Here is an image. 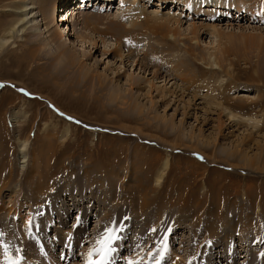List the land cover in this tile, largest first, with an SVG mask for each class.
Wrapping results in <instances>:
<instances>
[{"label":"rangeland","instance_id":"1","mask_svg":"<svg viewBox=\"0 0 264 264\" xmlns=\"http://www.w3.org/2000/svg\"><path fill=\"white\" fill-rule=\"evenodd\" d=\"M19 1L0 0V35L16 21ZM63 1L49 33L36 8L32 28L16 26L0 49V264L3 244L18 264H88L100 259L89 252L106 233L119 238L105 264H264V0L198 10L186 0ZM128 7L139 21L152 12L180 21L174 26L184 35L173 51L207 85L199 97L163 69L170 63L152 66L143 57L145 36L144 54L126 47L110 54L121 48L117 37L104 34L105 23L83 20L122 16ZM194 25H205L195 38ZM55 29L82 63L66 64L62 76L45 54L60 42ZM217 51L215 73L208 62ZM225 85L229 101L219 98L240 123L207 102V90ZM113 87L127 104L109 95ZM135 104L149 111L140 115L129 107Z\"/></svg>","mask_w":264,"mask_h":264},{"label":"bare ground","instance_id":"2","mask_svg":"<svg viewBox=\"0 0 264 264\" xmlns=\"http://www.w3.org/2000/svg\"><path fill=\"white\" fill-rule=\"evenodd\" d=\"M62 1L63 0H32V2L28 3V0H20L18 3L19 4V7L21 8L19 11L20 13L17 14V19L15 22L12 23V27L10 28L9 31H6V32H3V34L0 35V49L1 47H3L6 43L10 42V37H14V30L16 29V26H19L18 27V30L22 27V29L24 28H32L33 26V22L34 20L39 16V15H42L43 16V19L44 20V24L46 25L45 27L47 28V32L50 31L51 28H54L56 25H55V22H56V19L57 17L56 16V13L59 12V10L63 7L62 6ZM124 2L126 0H123ZM141 0H139L138 3H141L140 2ZM149 1V0H148ZM157 1H163L161 3H165L167 0H157ZM172 1V0H171ZM190 1L193 2V7L190 6ZM17 2V1H16ZM64 4L66 2V0L63 1ZM62 3V4H61ZM135 4V2H132ZM160 3V4H161ZM195 3V5H194ZM35 4H38V6H36ZM104 5V4H103ZM163 5V4H162ZM186 5H188L191 9L193 10H198L199 8H204L205 6L208 7V5H214L216 6V8L220 7L221 5H223L225 8L227 7H230L232 8V4H231V1L230 0H186ZM16 7V6H15ZM258 7H261L260 8V11L264 14V3H261L260 5H258ZM40 9L39 11L41 12V14L38 15V12L36 14H34V9ZM210 8H213V7H210ZM215 7L213 9H216ZM224 8V9H225ZM137 8H134V7H128L127 8V12H123L122 13V16H117V15H114L113 17H109L107 16V14H103V15H100L99 17L96 15V16H93V15H87V14H83V20L84 22L87 24V25H95V23L98 21H101L102 23H105L106 27V30H104V34H109L111 33L112 35L116 36L117 37V43L118 45H121V48H116L117 46H115V48L111 51L110 54H119L120 56L123 55V52H124V47L128 48L130 52L133 51H136L137 53H141V54H144V47L145 45L142 46V44L140 43L141 42V39H142V36H145V38L149 41L147 44H148V47L146 48V53L145 55L143 56L145 59H148V61L152 64V66L154 65H163V63H170L169 65H166L163 67V69L165 70V68H169V70H172L173 72H175L176 74H178V76L184 81L186 80V83L189 84V85H194V87L196 88V92L195 94H197L196 97H199L198 94H201L203 93V88L206 87L207 85H203V84H199L198 81H200L199 79V76L196 72H192V68L191 66L188 64L187 60L184 59V58H179V57H176L174 55V51L175 48H178V46L176 45V43L174 42H177V40L180 38V36L184 34H182V31L176 27L175 28V23H180V21H178V19H176L175 17L176 16H173L171 15V13L169 14H161L159 15V13H150L148 14V16H146L147 18H144L143 20L139 21L137 19V17H140L139 15H135V10ZM223 9V10H224ZM218 9H216L217 11ZM238 10V9H237ZM4 11V10H3ZM66 11V10H65ZM201 11V10H200ZM14 12V11H13ZM156 12V11H154ZM219 12H222L221 10H219ZM231 10H224V13H230ZM100 13V12H99ZM103 13V12H102ZM125 13V14H124ZM143 13V12H140V14ZM98 14V13H96ZM238 14V13H237ZM95 15V14H94ZM119 15V14H118ZM28 16H31L30 19H27ZM239 16V15H238ZM66 17V16H65ZM180 17V16H179ZM80 18V17H79ZM14 19V18H13ZM69 19V17L67 18ZM96 19V20H94ZM122 19L125 21V20H131L130 21V25H126L123 23ZM61 20H66V18H63ZM58 21V20H57ZM105 21V22H104ZM20 23H22L21 25H19ZM126 23V22H125ZM58 25V24H57ZM103 26V25H102ZM211 26V27H209ZM95 27V26H94ZM93 27V28H94ZM205 27L202 26L201 28L199 26H193L192 29H191V32L192 34L194 35V38L195 36H198L200 30ZM209 28H212V30L214 32H218L219 35L218 36H223V33H221V31L215 26V25H208ZM96 28V27H95ZM101 28V27H99ZM207 29V28H205ZM5 30V29H4ZM101 31V29H100ZM51 32H53V36H56V38L60 39V36L63 37L64 34L61 33V31L59 30H52ZM190 32V34H191ZM49 33V32H48ZM184 33V32H183ZM155 37V40L157 42V44H153L151 42V40ZM55 39V38H53ZM169 40H172L169 41ZM175 40V41H173ZM60 42H57V47H56V51L55 53L51 54V53H48L46 52L45 54L49 55L48 57L51 60V68L55 70V72H57L60 76H62L63 74V67L66 65V64H69L71 62L73 63H77L80 64V66L82 65L81 61H80V58H79V55H76L74 53H71L67 47H66V43L62 41V39L59 40ZM93 41V40H92ZM38 42V41H37ZM92 44H94L95 42H91ZM31 45V54H33L32 56H40V52H42V48H38L36 47V43H29ZM42 45L45 44L44 42L41 43ZM53 44V43H52ZM149 48V49H148ZM106 50V49H105ZM110 51V49H109ZM106 52V51H105ZM171 52V53H170ZM187 53H191L193 52V49L192 48H188L186 50ZM209 54V53H208ZM212 55H213V52L209 54V62H208V66L210 65V69L211 71H214L216 70L217 68H220L222 67L221 64H219L218 60H217V56H218V51L216 53H214V56L215 58L212 59ZM217 55V56H216ZM82 56V55H81ZM213 56V57H214ZM137 59V58H136ZM196 59L198 60H206V57L205 55H201L200 57L196 56ZM139 60L138 63L136 65H139L141 62H140V59H137ZM205 62V61H204ZM207 62V61H206ZM54 63V64H53ZM44 65V63H42ZM48 63L45 62V65H47ZM142 64V63H141ZM218 65V66H217ZM84 67L85 69L89 72L90 68H87L88 66H86V64L84 63ZM217 67V68H216ZM259 67V66H258ZM142 68H145L143 67V64H142ZM209 68V67H208ZM207 68V69H208ZM70 70V69H69ZM162 71V73L166 72L168 73L169 71ZM75 71V69H74ZM92 72V71H91ZM216 73V71H214ZM82 73V72H81ZM161 74H158V73H155L154 76H156L157 78H160L161 77ZM258 73V72H256ZM84 74V73H83ZM89 74V73H88ZM119 74V73H118ZM228 74V73H227ZM259 75V73H258ZM257 75V76H258ZM260 76V75H259ZM87 77V75H86ZM65 78V77H64ZM85 78V77H84ZM103 78V77H102ZM105 79V78H104ZM85 80V79H84ZM103 80V79H102ZM258 80H261V79H258ZM99 83H101V81L99 80ZM80 85V84H79ZM153 85H155L153 83ZM159 86V85H158ZM77 88V87H76ZM152 88V87H151ZM207 88V87H206ZM228 88V85L226 86H219L217 89H218V92L215 91V90H207V93H206V96H208L209 98L207 99V102L210 104V105H216V106H222V109H224L225 111L228 110V115H229V119H230V122L231 121H237L238 123H240V118H237L238 117V114L237 113H234L233 111H231V109H227L228 107H224V104L222 102V100H220V98H225V102L229 101L228 99V96H227V92H229V90L227 89ZM184 91H185V88H184ZM206 92V91H205ZM120 93H122V91L119 89V88H116V87H113L109 93V95H114L117 97V99H119L120 103L122 102V104H127L128 101L127 99L123 98ZM147 93V92H146ZM219 93V94H218ZM125 95V94H124ZM162 95V94H161ZM114 96L112 98H114ZM163 97V96H162ZM220 97V98H219ZM195 98V97H194ZM228 98V99H226ZM129 99V98H128ZM167 99V98H166ZM131 100H134V98H132ZM136 100V99H135ZM138 102V101H137ZM245 103V102H244ZM119 104V103H118ZM227 104V103H226ZM255 104V103H254ZM259 105H261L260 103H258ZM252 105V104H251ZM119 106V105H118ZM129 107L132 109H135V110H138V113H140V115H142L143 111H149V109H144V108H141L139 107L137 104H135L134 106L133 105H129ZM213 109V108H212ZM242 110H244V108H240ZM152 111V110H151ZM222 114V113H221ZM147 116V115H146ZM158 116V115H157ZM158 118V117H157ZM242 118V117H241ZM242 120V119H241ZM244 120H250L249 118L247 119H244ZM159 122V121H158ZM162 122V121H161ZM165 124H169V126L172 127H175L174 123L172 122H169L168 119H164ZM254 122V121H253ZM255 123H258L257 121L254 122ZM155 124V123H154ZM160 124V123H159ZM251 125V123H250ZM253 125V123H252ZM18 126V125H17ZM157 126V125H156ZM160 126V125H159ZM161 127H164L161 125ZM168 127V126H167ZM169 128V127H168ZM160 129V128H159ZM161 131V130H160ZM172 135V134H171ZM23 150V149H22ZM20 150V151H22ZM168 166V160L166 159L163 164H162V167L159 171V176L157 177L156 179V182H159L160 178L161 177V174L162 172L165 171V169L167 168ZM164 174V173H163ZM157 184V183H156ZM39 185V184H38ZM45 186V185H44ZM43 186V187H44ZM36 190L35 191H40V188H38V186H36ZM25 191V190H24ZM31 194L34 193V190L31 188ZM93 191V190H92ZM20 192V191H19ZM41 192V191H40ZM96 196V195H95ZM42 202V200H41ZM16 203V202H15ZM45 205V204H44ZM34 206V205H33ZM43 206V205H42ZM43 210V208H42ZM38 211V210H37ZM79 211V210H78ZM121 212V211H119ZM114 213V212H113ZM228 216V215H227ZM233 216V215H232ZM226 218V217H225ZM35 219V218H34ZM102 219V218H101ZM38 220V219H37ZM102 221V220H101ZM103 222V221H102ZM99 226L102 228V225L99 223ZM261 227L263 226V224L260 225ZM100 228V230H101ZM99 228H97L94 233L97 232ZM111 229V228H110ZM247 229V228H246ZM250 229V228H249ZM99 230V231H100ZM113 230V229H112ZM91 232V231H90ZM37 234V233H36ZM7 235V234H6ZM33 236V234H32ZM40 236V235H39ZM102 237V236H101ZM141 241V240H140ZM36 249V248H35ZM34 251V250H33ZM199 254V253H198ZM22 255V254H21ZM97 258V257H96ZM88 259V258H87ZM254 259V258H253ZM89 264V263H88Z\"/></svg>","mask_w":264,"mask_h":264},{"label":"snow or ice","instance_id":"3","mask_svg":"<svg viewBox=\"0 0 264 264\" xmlns=\"http://www.w3.org/2000/svg\"><path fill=\"white\" fill-rule=\"evenodd\" d=\"M112 229H109L108 232H112ZM119 237L105 234V237L98 241V244H101L102 247L95 248L92 252H89V257L93 255V252L98 253L100 256V259L98 260H91L89 261V264H105V262L108 260L110 253L114 250L111 245L115 239H118ZM106 241V242H105ZM5 252V259L6 264H18V260L11 257L8 253V245L3 244L2 245Z\"/></svg>","mask_w":264,"mask_h":264}]
</instances>
